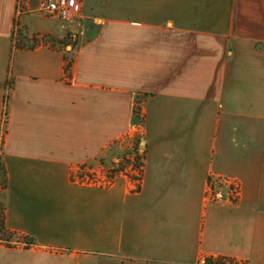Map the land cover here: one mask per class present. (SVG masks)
Masks as SVG:
<instances>
[{
	"label": "crops",
	"instance_id": "0c3cea01",
	"mask_svg": "<svg viewBox=\"0 0 264 264\" xmlns=\"http://www.w3.org/2000/svg\"><path fill=\"white\" fill-rule=\"evenodd\" d=\"M79 1L62 22L0 0V264H264V0ZM137 105L140 188L72 183L135 136ZM210 176L236 205L204 201Z\"/></svg>",
	"mask_w": 264,
	"mask_h": 264
},
{
	"label": "built area",
	"instance_id": "2783aa9c",
	"mask_svg": "<svg viewBox=\"0 0 264 264\" xmlns=\"http://www.w3.org/2000/svg\"><path fill=\"white\" fill-rule=\"evenodd\" d=\"M42 12L46 17L62 22H72L81 15V2L79 0H43ZM139 152L141 153V149ZM139 152L137 150L134 154H128L125 159L116 160L111 165H107L102 159L97 160L94 164L78 165L70 170V181L80 186L107 189L114 185L117 178L123 177L128 180L131 189L137 191L142 184L144 170L143 160L140 158ZM239 195L240 185L234 179L210 176L206 180L203 195L206 202H226L230 205H236ZM216 260L242 264L235 260L232 262L226 259ZM198 264H203V261Z\"/></svg>",
	"mask_w": 264,
	"mask_h": 264
},
{
	"label": "rangeland",
	"instance_id": "374dc122",
	"mask_svg": "<svg viewBox=\"0 0 264 264\" xmlns=\"http://www.w3.org/2000/svg\"><path fill=\"white\" fill-rule=\"evenodd\" d=\"M27 31L24 29V28H21V27H18L17 30H16V37L17 39L19 40V44H23L25 47H29V46H36V45H40V42H36L38 41L36 38H33V39H28L27 37ZM42 40L45 39V37H42L40 38ZM74 39L75 37H72V36H68L67 37V41H65L63 44H64V48H68L64 49V51L66 52V54L68 53V51L71 50V45H74ZM42 42V41H41ZM16 44H18L16 42ZM69 57V56H68ZM134 117L138 120V123L136 125V131H135V136L133 137H127L125 138L124 140L121 139L120 141H118L117 143H114V145H110L107 149H106V152H107V156L104 158V161L107 165H111L112 163H115L116 160H123L125 159L128 154H134L135 152H139V149H141V156L140 158L143 160V167H144V155L142 153V146H140L139 144V141L141 139V136H140V129L138 126L142 125L143 123V116H142V112L140 111L139 109V106L137 105L135 108H134ZM142 132V131H141ZM206 185V184H205ZM204 191H205V187H204ZM1 193V192H0ZM1 239V237H0ZM10 241H15L14 238H11L9 240ZM0 244L2 245H9V243H6L4 241H1L0 240ZM203 264H231V263H228V262H223V261H217V260H208V259H204L203 260ZM243 264V263H242Z\"/></svg>",
	"mask_w": 264,
	"mask_h": 264
},
{
	"label": "trees",
	"instance_id": "16d2710c",
	"mask_svg": "<svg viewBox=\"0 0 264 264\" xmlns=\"http://www.w3.org/2000/svg\"><path fill=\"white\" fill-rule=\"evenodd\" d=\"M74 45H71V50L68 51V55L71 54L72 49H73ZM66 65H65V70L66 72L69 71L70 67H71V59L67 58L66 59ZM6 188V174H5V170L3 169V167L0 166V192H3ZM1 194L0 193V198H1ZM4 207H3V203L0 199V237H1V241L4 242H9V240L12 238V234L9 233L8 231H6L5 227H4ZM226 259V258H223ZM221 260V259H218ZM229 260L230 262H232V259H226Z\"/></svg>",
	"mask_w": 264,
	"mask_h": 264
}]
</instances>
